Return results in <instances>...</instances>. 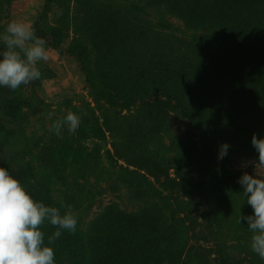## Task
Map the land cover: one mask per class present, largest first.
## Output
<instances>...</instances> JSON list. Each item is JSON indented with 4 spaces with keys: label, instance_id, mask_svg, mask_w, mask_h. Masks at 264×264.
I'll return each mask as SVG.
<instances>
[{
    "label": "trees",
    "instance_id": "obj_1",
    "mask_svg": "<svg viewBox=\"0 0 264 264\" xmlns=\"http://www.w3.org/2000/svg\"><path fill=\"white\" fill-rule=\"evenodd\" d=\"M61 1L63 0H45L43 14L47 13L52 4ZM76 1L81 9L88 7L87 0ZM92 1L94 5L101 3V0ZM113 1L117 12L124 14L126 20L128 16H147L153 9L162 10L158 26L163 32L166 29L169 32H177V28L165 20L166 16L178 18L185 26L184 32L190 33H184V36L189 37L183 39L188 40L194 58L187 57L185 62H178V68L172 65L166 70L158 67L150 69L140 63L136 66L134 74L138 87L134 90H123L120 84L127 77H116L112 81L103 75L97 68V54L93 48L79 39L69 48L89 84L95 104L69 107L71 112L81 117L77 133H86L92 139L93 147L91 150H84L80 144H72L74 162L67 159L65 162L56 163L62 167V175L69 173L72 177L80 176L83 180L96 178L99 184L106 179L112 181L115 192L125 191L128 200L137 204V209L131 212L123 210L119 204H113L107 209L103 227L95 236L98 241L94 242L97 245L93 249L90 262L204 264L188 249L191 232L186 220L181 217L179 205L171 196L163 195L155 189L146 172L120 163H130L136 155L125 139L122 121L131 116L141 127V159L158 162L162 170L174 169L178 172L184 167L194 165L192 161L197 150L194 140L188 134L179 136L174 132L167 110L172 100L177 99V108L182 109L185 117L190 120L193 118L191 108L205 115L209 127H212L217 135L215 138H222L221 144L227 142L231 145L227 156L234 157L233 146L236 147L237 141H240L237 140L238 137L252 138L253 134L258 138L264 136V73L257 70L263 83L261 92H257L259 90L255 86L244 81L246 86H237L231 77L234 76V59L228 58L230 46L247 36L244 34L243 21L236 19V10L244 1ZM43 14L42 21L37 22L35 26V35L44 38L47 47L60 49L64 34L56 28L48 31L45 26L46 16ZM128 23L132 24L136 33L140 31V26L132 20H128ZM147 39L148 34L144 30L140 31L136 38L142 45L145 44L143 40ZM179 43L182 44V40ZM151 84L156 85L168 96L167 102H148L149 95L143 87ZM110 110L113 111L111 115L108 114ZM125 111L127 114L123 115ZM82 125L86 128L85 133ZM108 144L112 150L107 148ZM86 156L87 159H84ZM54 157L62 160L61 148L58 147ZM55 169L57 170V167ZM240 176V173L230 168L215 170L201 180L199 189L203 198L211 204L210 223L215 228L221 253L228 259L235 252L245 253L251 264H264V260L251 250L252 233L248 231L247 223L238 222L240 216L253 212L252 208L246 205L241 185L238 183ZM42 202L49 206L48 202ZM139 229L146 237L138 244L135 236ZM55 231L56 227L51 225L46 239ZM78 237L76 233L63 231L62 236L53 245L57 248L58 255L70 254L76 262L83 264L86 255L77 241Z\"/></svg>",
    "mask_w": 264,
    "mask_h": 264
},
{
    "label": "rangeland",
    "instance_id": "obj_2",
    "mask_svg": "<svg viewBox=\"0 0 264 264\" xmlns=\"http://www.w3.org/2000/svg\"><path fill=\"white\" fill-rule=\"evenodd\" d=\"M242 1L244 4L236 10V19L243 21L244 34L247 36L228 50V58L234 59V76L231 77L237 86L244 87L251 83L259 90L257 92H261L263 83L257 70L264 73V0ZM100 2L94 5L92 0H87L88 7L81 9L76 0H63L52 4L47 13L43 14L45 0H0V33L13 20L30 24L35 32V26L42 21L43 14L46 16L47 30L56 28L64 34L60 49L47 47L49 61L37 62L41 71L40 79L21 85L14 91L0 87V167L7 168L36 201H45L49 206L57 207L61 215L71 208L78 218L75 232L79 236L77 241L86 255L83 264H93L90 257L97 245L94 242L98 241L95 236L103 227L107 209L113 204H119L123 210L131 212L137 209V204L128 200L125 191L115 192L112 181L106 179L99 184L96 178L83 180L69 173L62 175V167L56 163L67 159L74 162L72 144H80L84 150L93 147V141L86 135L84 125L81 127L85 134L77 131L69 134L66 126L62 128L60 136L50 131L52 124L70 111V105L95 106L89 84L69 48L78 39L93 48L97 54V68L103 75L110 80L127 77L120 84L123 90L138 87L134 74L140 63L150 69L158 67L166 70L172 65L178 68V62H185L187 57L194 58L188 40H185L189 36L183 35L190 33L184 32L185 26L178 18L166 16L165 20L173 24L177 32H169L168 29L163 32L158 26L162 10L153 9L147 16H128V20L140 26V31L144 30L148 34V39L143 40L145 44L142 45L136 40L140 31L136 33L126 16L117 12L115 2ZM3 50L4 46L0 44V51ZM144 87L143 90L149 95L148 102L159 101L162 104L168 101V96L156 85ZM176 104L177 99L172 100L167 109L169 118L177 135L188 134L194 140L197 150L192 161L194 165L178 172L174 169L162 170L158 162L141 159L143 132L131 116L122 121V125L125 139L136 155L130 163H120L146 172L155 189L163 195L171 196L179 205L181 217L186 220L191 232L188 249L204 264H251L245 253L235 252L229 259L221 253L215 228L210 223L211 204L203 198L199 189L202 179L222 168H230L240 175L245 172L254 175L255 165L252 162L258 160V153L251 144V137H238L240 141H237L236 147L233 146L234 157L227 156L222 161L218 160L217 148L223 139L215 138L217 135L209 127L204 114L191 108L193 118L190 120ZM108 114H113V111L110 110ZM126 114L125 111L123 115ZM58 147L61 148L62 160L54 157ZM107 148L112 150L109 144ZM256 171L264 172V167L258 166ZM241 189L243 191L242 186ZM50 228L51 224L47 221L42 226L45 243ZM137 232L135 240L139 244L146 235L141 229ZM52 247L56 264H82L76 262L70 254L58 255L57 248L54 245Z\"/></svg>",
    "mask_w": 264,
    "mask_h": 264
},
{
    "label": "clouds",
    "instance_id": "obj_3",
    "mask_svg": "<svg viewBox=\"0 0 264 264\" xmlns=\"http://www.w3.org/2000/svg\"><path fill=\"white\" fill-rule=\"evenodd\" d=\"M0 87L11 90L27 85L41 78L37 62L49 61L47 41L35 35L30 24L10 21L0 33ZM81 124V117L69 111L62 119L56 120L50 131L60 136L66 126L69 134H74ZM251 144L258 153L254 175L247 172L238 178L243 188L246 202L253 212L240 216L239 223H247L252 233V252L264 260V172L256 171L264 167V136L253 134ZM231 145L222 143L218 149V160L227 157ZM219 171V170H218ZM56 227L47 238L42 226L45 222ZM78 218L71 208L61 215L54 206H46L36 201L31 193L5 167H0V264H56L52 245L62 236L63 231L75 233Z\"/></svg>",
    "mask_w": 264,
    "mask_h": 264
}]
</instances>
